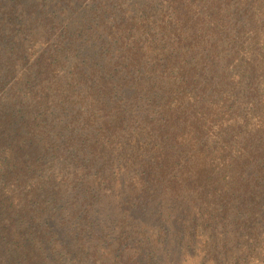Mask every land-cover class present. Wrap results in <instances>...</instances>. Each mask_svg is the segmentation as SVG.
Segmentation results:
<instances>
[{"label":"trees","instance_id":"obj_1","mask_svg":"<svg viewBox=\"0 0 264 264\" xmlns=\"http://www.w3.org/2000/svg\"><path fill=\"white\" fill-rule=\"evenodd\" d=\"M0 264H264V0H0Z\"/></svg>","mask_w":264,"mask_h":264}]
</instances>
